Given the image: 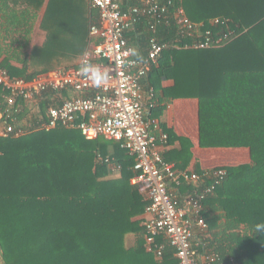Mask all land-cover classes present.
<instances>
[{
	"label": "trees",
	"instance_id": "trees-1",
	"mask_svg": "<svg viewBox=\"0 0 264 264\" xmlns=\"http://www.w3.org/2000/svg\"><path fill=\"white\" fill-rule=\"evenodd\" d=\"M172 1L154 34L165 48L141 81L153 89L155 101L147 117L157 119L162 112L158 91L168 101L196 99L201 148L250 150V164L195 167L198 175L223 169L225 176L202 201L207 236L196 233L194 248L217 255L214 264H264V0ZM177 6L197 25L196 35L180 34L172 17ZM43 7L44 40L28 53L33 21ZM19 17L26 21L22 31ZM96 20L88 0H0V67L26 81L75 67ZM150 22L141 16L124 35L139 56L152 36ZM206 31L214 39L230 36L218 48H193ZM164 78L173 86L161 89ZM1 95L0 90V103ZM51 98L41 95L34 112L21 106L14 117L19 122L32 116V128L20 137L0 138V264H178L162 238L157 239L163 245L160 259L145 251L140 217L148 201L131 184L134 158L118 142L88 141L63 127L38 129L35 117L44 116ZM165 133L167 143L181 145L175 169L187 171L189 142ZM162 157L172 162L170 153ZM211 182L205 178L202 188ZM172 188L180 197L195 192L185 183Z\"/></svg>",
	"mask_w": 264,
	"mask_h": 264
},
{
	"label": "built area",
	"instance_id": "built-area-1",
	"mask_svg": "<svg viewBox=\"0 0 264 264\" xmlns=\"http://www.w3.org/2000/svg\"><path fill=\"white\" fill-rule=\"evenodd\" d=\"M164 1L89 0L90 9L97 12V20L89 25V44L75 67L56 68L37 74L29 81L11 78L0 67V138L20 137L32 128L31 116L18 122L14 115L24 105L34 112L41 95L51 94L44 116L34 115L36 123H40L38 129L49 131L63 127L80 131L88 141L102 138L118 142L134 158L135 175L131 184L146 191L148 201L144 212L147 218L142 224L145 251L160 259L163 245L157 239L162 238L174 250L178 264H214L218 261L217 255L198 254L194 246L199 241L196 233L207 236V225L201 215L202 201L223 180L225 171L217 169L210 175H198L178 171L164 161L156 148L157 138L151 132L155 122L147 117L155 105L153 92H148L144 103L141 81L165 48L154 36L156 24L165 19L173 4L172 0ZM141 16L151 19L148 28L153 34L144 58L135 57L124 36ZM172 17L180 34L191 37L198 30L182 6L174 8ZM229 36L214 39L206 31L192 47L218 48ZM85 63L96 68L95 82L80 71ZM63 93L66 96L62 97ZM159 140L166 142V135ZM207 177L212 179V184L202 188ZM181 183L194 187L195 192L180 197L172 186L179 187Z\"/></svg>",
	"mask_w": 264,
	"mask_h": 264
},
{
	"label": "crops",
	"instance_id": "crops-1",
	"mask_svg": "<svg viewBox=\"0 0 264 264\" xmlns=\"http://www.w3.org/2000/svg\"><path fill=\"white\" fill-rule=\"evenodd\" d=\"M43 11L44 7L39 13H37L36 19L33 21L32 33L30 35L29 44L27 47L28 53L33 47L40 46L44 40V34L39 29ZM20 13L21 9H19V14ZM25 23L26 21H22V19L19 17V31L25 29ZM134 26L131 30H133ZM151 37H153V34ZM6 41L7 43L9 42V40ZM38 41L39 43L35 44V42ZM0 47H2V40H0ZM133 50L135 55H138L140 53V51H137L134 48ZM147 51L148 42L147 47L145 49V55H138V58H144L146 56ZM78 60L75 62V64L78 62ZM144 86L145 85L143 84L142 88L144 90V103L146 104L148 100V92H153V89L148 88V90H146ZM172 86V80H168L165 78L161 81L159 85L161 89H167ZM157 93L158 97L156 103H158V105L162 107V112L160 113L157 119L148 118V120H153L155 122V127H151V132L152 135L157 138L156 148L158 149L161 155L170 153V158H167L172 160L171 164L174 165L173 160H175L177 151L181 150V145L179 141H172V143L160 142L159 138L162 135H166L165 131H169L172 135L189 142V157L187 159L186 167V170L188 172H194L196 166H198L201 171H207L219 167H237L240 165L251 163V154L248 148H201L199 146L198 101L196 99H173L168 101L163 98L164 95L162 91H158ZM139 194L143 198V200H147L146 191H140ZM146 218L147 216L145 213L140 217L142 221L141 225L143 224ZM133 240L134 236L130 235L128 237V241Z\"/></svg>",
	"mask_w": 264,
	"mask_h": 264
},
{
	"label": "clouds",
	"instance_id": "clouds-1",
	"mask_svg": "<svg viewBox=\"0 0 264 264\" xmlns=\"http://www.w3.org/2000/svg\"><path fill=\"white\" fill-rule=\"evenodd\" d=\"M80 71H81L83 74H85V75H90V78L93 79V81L95 82L98 73H97L96 68H95L93 65L88 64V63H85V64L81 67Z\"/></svg>",
	"mask_w": 264,
	"mask_h": 264
},
{
	"label": "rangeland",
	"instance_id": "rangeland-1",
	"mask_svg": "<svg viewBox=\"0 0 264 264\" xmlns=\"http://www.w3.org/2000/svg\"><path fill=\"white\" fill-rule=\"evenodd\" d=\"M40 41V40H39ZM39 41L38 42H35V44H38L39 43Z\"/></svg>",
	"mask_w": 264,
	"mask_h": 264
}]
</instances>
